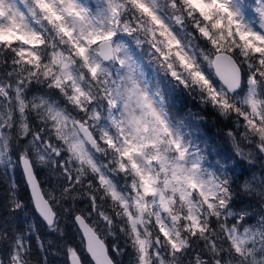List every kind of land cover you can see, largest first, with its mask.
<instances>
[{
    "label": "snow or ice",
    "instance_id": "1",
    "mask_svg": "<svg viewBox=\"0 0 264 264\" xmlns=\"http://www.w3.org/2000/svg\"><path fill=\"white\" fill-rule=\"evenodd\" d=\"M55 256L264 264V0H0V264Z\"/></svg>",
    "mask_w": 264,
    "mask_h": 264
},
{
    "label": "trees",
    "instance_id": "2",
    "mask_svg": "<svg viewBox=\"0 0 264 264\" xmlns=\"http://www.w3.org/2000/svg\"><path fill=\"white\" fill-rule=\"evenodd\" d=\"M145 61H147V56L144 57ZM183 112L191 110L192 112H198L204 119L200 122V134L201 138L207 141L210 151L213 153V156L210 157V160L215 158V152L219 151L222 154L231 151V142L226 137V132L229 128H233L231 120H226L223 117L219 116L214 110L211 108L201 110L200 106L196 101L191 100V98L185 97L180 105ZM234 119V117H233ZM17 179H19V175L17 174ZM20 197L28 204V207L25 209L26 212L29 213V217L32 216V212L29 211L31 209L30 199L27 193L26 187L21 183V187L19 189ZM86 201L81 203L79 206L84 208L86 205ZM25 221L24 213L19 214V219L17 223H23ZM72 233L68 232V240L72 242L73 246H75V242L72 241ZM112 237L109 236L106 238V243H110L112 241ZM86 256V255H85ZM53 259L54 264H63L65 261V257L63 256H55L50 257ZM124 264H128V257H124Z\"/></svg>",
    "mask_w": 264,
    "mask_h": 264
},
{
    "label": "rangeland",
    "instance_id": "3",
    "mask_svg": "<svg viewBox=\"0 0 264 264\" xmlns=\"http://www.w3.org/2000/svg\"><path fill=\"white\" fill-rule=\"evenodd\" d=\"M70 232L72 233L73 236L72 241L75 242V246H81L80 235L77 232L76 228H72ZM81 251H82V247H81ZM85 258L88 259L86 256Z\"/></svg>",
    "mask_w": 264,
    "mask_h": 264
},
{
    "label": "water",
    "instance_id": "4",
    "mask_svg": "<svg viewBox=\"0 0 264 264\" xmlns=\"http://www.w3.org/2000/svg\"><path fill=\"white\" fill-rule=\"evenodd\" d=\"M26 187V186H25ZM26 189H27V187H26ZM27 193H28V196H29V199H30V191L27 189ZM80 235V234H79ZM80 239H81V236H80ZM83 250V249H82ZM86 255V254H85ZM86 257H87V255H86ZM88 259H90L89 257H87Z\"/></svg>",
    "mask_w": 264,
    "mask_h": 264
}]
</instances>
